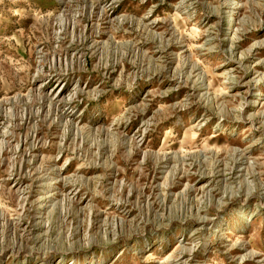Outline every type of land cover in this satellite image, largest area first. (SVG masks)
I'll return each instance as SVG.
<instances>
[{
    "label": "rangeland",
    "instance_id": "374dc122",
    "mask_svg": "<svg viewBox=\"0 0 264 264\" xmlns=\"http://www.w3.org/2000/svg\"><path fill=\"white\" fill-rule=\"evenodd\" d=\"M0 264H264V0H0Z\"/></svg>",
    "mask_w": 264,
    "mask_h": 264
}]
</instances>
